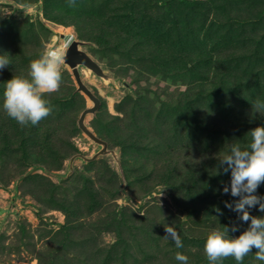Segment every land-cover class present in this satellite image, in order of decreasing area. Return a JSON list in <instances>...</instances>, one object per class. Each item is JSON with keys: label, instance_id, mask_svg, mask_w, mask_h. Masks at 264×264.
I'll use <instances>...</instances> for the list:
<instances>
[{"label": "rangeland", "instance_id": "obj_1", "mask_svg": "<svg viewBox=\"0 0 264 264\" xmlns=\"http://www.w3.org/2000/svg\"><path fill=\"white\" fill-rule=\"evenodd\" d=\"M69 39L102 70L78 65L105 145L79 128L94 103L66 63L37 125L3 108L7 81ZM0 55V264H210L211 230L247 229L221 160L264 126V0H0ZM256 251L241 264H264Z\"/></svg>", "mask_w": 264, "mask_h": 264}, {"label": "clouds", "instance_id": "obj_2", "mask_svg": "<svg viewBox=\"0 0 264 264\" xmlns=\"http://www.w3.org/2000/svg\"><path fill=\"white\" fill-rule=\"evenodd\" d=\"M68 3L74 6L75 0H68ZM70 43L69 39L63 47L46 49L39 58L30 62L27 77L24 74L13 75L7 81L3 108L21 126H35L50 115L51 102L45 96L60 89L62 65L66 59L63 49ZM9 64L8 56L0 55V70ZM254 107L259 111L264 109V103L257 100ZM251 136L252 142L248 148L242 149L239 144H234L231 146V154L221 160L222 165H227L224 172L227 174L231 171L230 194L238 198L234 205L226 201L225 207L238 213L239 220L248 223V227L238 237L229 235V231H239L237 225L231 229L211 230L204 245L210 264H218L227 257H234L237 264H241L253 248L257 250L255 258L264 261V217L252 216L249 211L258 205V210L264 213V197L256 195L259 186L264 184V126L251 130ZM223 193H229V186L223 188ZM164 237L174 241L177 248L184 247L173 227H165ZM175 259L180 264H188V257L180 252L176 253Z\"/></svg>", "mask_w": 264, "mask_h": 264}, {"label": "water", "instance_id": "obj_3", "mask_svg": "<svg viewBox=\"0 0 264 264\" xmlns=\"http://www.w3.org/2000/svg\"><path fill=\"white\" fill-rule=\"evenodd\" d=\"M65 63L70 67L72 70L73 77L75 79V82L77 84V90L78 92L84 94L89 100H91L94 103V106L91 108H87L84 110L82 115L80 116L78 120L79 128L92 140L99 144L105 145V143L101 140H99L84 124L85 118L88 114L95 113L100 105L101 101L100 99L84 84L81 74L78 70V65H84L87 68L91 69L93 72H95L98 75L102 74V70L100 66L85 52L81 51L79 49V43L77 41H73L70 46L68 47L66 53H65Z\"/></svg>", "mask_w": 264, "mask_h": 264}]
</instances>
